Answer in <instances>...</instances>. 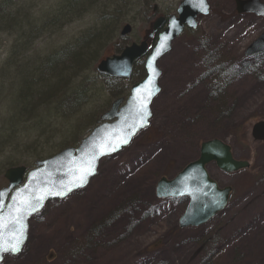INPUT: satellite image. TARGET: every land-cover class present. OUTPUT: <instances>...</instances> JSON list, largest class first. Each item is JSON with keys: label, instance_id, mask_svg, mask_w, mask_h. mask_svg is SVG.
<instances>
[{"label": "rangeland", "instance_id": "374dc122", "mask_svg": "<svg viewBox=\"0 0 264 264\" xmlns=\"http://www.w3.org/2000/svg\"><path fill=\"white\" fill-rule=\"evenodd\" d=\"M64 1H9L8 10H21L25 18L22 28L35 29L24 51L16 50L25 42L15 40L13 31H0V188L6 185V169L28 168L37 156L44 159L76 147L111 103L126 97L134 81L100 76L97 63L138 43L155 18L174 16L181 0H91L77 17H71L70 9V16L46 24ZM207 3L209 14L197 18L194 32L176 38L158 64L160 93L151 105L149 127L120 153L103 159L85 189L50 202L32 218L21 254L0 264H264V143L250 137L252 126L264 119V55L236 67L263 33L264 21L237 15L234 0ZM126 24L131 32L121 39ZM104 26L111 33L70 84H87V102L75 113L45 116L41 106V116L26 122L16 105L10 109L12 102L18 104L14 98L25 70L33 72L29 79L34 82L33 68L41 61ZM31 62L34 67H28ZM140 71L137 67V77ZM7 98L12 102L5 103ZM9 114L15 125L3 124ZM212 139L230 146L234 158L248 162L249 168L226 175L210 164L209 176L220 187L232 188L229 202L207 224L179 229L187 199H158L156 184L175 177L198 158L200 145ZM98 229L103 234L95 240Z\"/></svg>", "mask_w": 264, "mask_h": 264}, {"label": "water", "instance_id": "95a60500", "mask_svg": "<svg viewBox=\"0 0 264 264\" xmlns=\"http://www.w3.org/2000/svg\"><path fill=\"white\" fill-rule=\"evenodd\" d=\"M198 0H183L177 9V18L172 17L167 22V28L158 35L157 42L149 51L147 36L139 44L126 46L120 54L101 60L96 71L98 74L112 78L127 79L131 76L133 64L145 57L144 71L145 77L139 83L132 86L130 95L126 102L120 107L122 99L117 100L110 110L101 117L102 123L97 125L91 133L84 138L75 149H65L51 158L35 163L34 168L25 174L22 167L11 168L5 171L4 178L7 186L0 190L3 193L2 215L6 227L0 231L5 245L11 239V221L17 215L14 207L20 199H33L44 195L38 211L28 210L24 214L23 241L17 253L0 252V262L5 255H18L27 241L28 223L30 219L40 213L44 206L52 200H60L70 194L84 189L89 181L96 175L98 163L102 158L114 155L127 147L133 137L144 130L151 118L150 106L153 99L160 92L158 81L161 75L157 63L170 51L172 41L180 35L184 26L194 29L192 22L199 15H207L197 7ZM236 12L238 14H253L264 19V5L259 0H235ZM175 21V24H173ZM164 23L163 19H158L152 29L156 32ZM196 25V24H195ZM131 31L129 25L123 26L120 37L123 38ZM167 37L166 47L157 53L156 49L160 45L162 38ZM264 53V33L254 41L246 50V55H256ZM149 92L151 93L149 95ZM141 97L146 98V112L141 110ZM142 125V126H141ZM251 136L255 141H264V122L254 125ZM121 139H127L126 144H121L115 151L109 150L106 154H99L103 151V146L119 143ZM215 163L216 167L226 174H231L243 169L248 165L245 162H238L232 159L230 149L219 141H209L201 144L199 157L196 161L188 164L175 178L170 181L161 179L157 185L155 194L157 198H178L186 197L188 205L184 214L179 219V227H198L205 224L216 213L220 212L228 201L230 189H218L216 184L209 179L205 166ZM91 165V174L86 177L85 182L80 187H75L79 183L77 179L82 175V169ZM25 174V179L23 177ZM67 187L72 190L63 197L53 195L58 191H66ZM48 193V195H45ZM13 197H17L14 201ZM30 213V214H29ZM19 227V225H16Z\"/></svg>", "mask_w": 264, "mask_h": 264}, {"label": "trees", "instance_id": "16d2710c", "mask_svg": "<svg viewBox=\"0 0 264 264\" xmlns=\"http://www.w3.org/2000/svg\"><path fill=\"white\" fill-rule=\"evenodd\" d=\"M9 1L10 0H5L0 4V31H13L15 33V40L18 39V41L25 42V45L20 43V46L18 45L16 50L24 51V47H29V45L32 43V39L29 37L34 35L33 29H35V27H31L29 25L30 27L27 30H24L22 25L25 22V18L21 15V10L10 12L8 10L10 7L8 5L10 4ZM77 1L80 0H66L62 2L58 9V11L60 10V12L57 13L58 15L54 16V18H51L52 20H49V22L46 24L52 25L56 22L54 19L59 20L64 15L70 16V9H73V14L71 17H77L76 15L92 5L94 0H84L86 3H83L82 7L76 6L71 8V4L74 3L76 5ZM61 5L62 8H60ZM105 7L106 6H102L100 10L105 12L104 10L107 9ZM111 31L112 30L110 26H104L102 29H96V31H92V33L83 34L82 38L79 40H76L72 44L66 45L64 48H61L55 53L51 54L48 58L44 59L40 64H38V70H33L34 73H37V75L35 74L36 76L34 78V82L29 79V77L33 74L32 71L31 74L28 70H25V73L22 72L25 74V77L21 82V88L19 91L20 93L16 96L18 99H14L16 103H18L15 105L20 109V115L22 116V113L26 111V115H24L26 118L24 121L29 122L33 115H37L39 118L41 115L37 114V111L41 106L42 109L44 107L46 108L45 105H47L52 98H54L58 105L57 112H54L64 116L67 115V113H75L83 104H85L83 103L84 100L81 98L79 99L78 96L81 89H84L87 84H82V87L80 85L70 86V84L76 78L77 74L86 68L88 62L94 61L93 57H95L94 55L97 53L100 44H102V39H104V36L107 37ZM34 61L38 60L35 59ZM216 63L218 64L219 62L217 61ZM32 64L33 62H31L30 65L28 64V67H34ZM7 66L10 67L9 64ZM137 67H139L138 64H136L133 70V75L136 79H138L135 73ZM139 73H141V71ZM26 78L29 80H25ZM7 102L12 101L7 98L5 103ZM43 112L45 116L48 115L47 113H51L44 110ZM93 124L91 127H94L96 124H98V121L94 122ZM75 128L74 132L76 134V131L79 130L80 126H76ZM75 134H73L72 137H74ZM48 156H51V154ZM35 158H37L35 161L41 159L40 156ZM262 169H264V166ZM96 232H99V229L96 230ZM99 233L94 235L93 239L96 237L95 240H97Z\"/></svg>", "mask_w": 264, "mask_h": 264}, {"label": "snow or ice", "instance_id": "6c2138e0", "mask_svg": "<svg viewBox=\"0 0 264 264\" xmlns=\"http://www.w3.org/2000/svg\"><path fill=\"white\" fill-rule=\"evenodd\" d=\"M201 9V11L207 12V7L204 4V0H198V3L196 5ZM173 24H175V21H173ZM166 40L167 37L162 38L160 45L157 47L156 51L159 53L161 49L166 47ZM151 93L149 92V95ZM141 110L144 111V114L147 115L146 107V98L141 97ZM142 126V125H141ZM128 142L127 139H121L119 143L113 144V145H104L103 151H101L99 154L103 155L106 154L109 150L115 151L121 144H126ZM91 174V165L89 164L88 167L82 169V175H80L77 179L79 180V183H75V187H80L85 182L86 177ZM72 187H67L66 191H58L56 193H52L53 195L57 196H65L67 192L71 191ZM45 195H48V193H45ZM2 197L3 193H0V231H2L6 225L4 224V217L2 215V209L4 207L2 203ZM45 198L44 195L35 197L33 199H20L17 201V203L13 205H9V207H14V211L17 214L14 219L11 221L12 227V235L11 239L8 241V243L5 245V243L2 240V237H0V252H11V253H17L20 250V245L23 241V223L22 220L24 218V214L28 212V210H31V212H35L39 210V207L41 206V201ZM13 200L16 201L17 197H13ZM30 214V213H29ZM16 225H19V227H16Z\"/></svg>", "mask_w": 264, "mask_h": 264}, {"label": "bare ground", "instance_id": "6f19581e", "mask_svg": "<svg viewBox=\"0 0 264 264\" xmlns=\"http://www.w3.org/2000/svg\"><path fill=\"white\" fill-rule=\"evenodd\" d=\"M107 18H108V19H111V17H107ZM127 25H128V24H127ZM226 62L228 63L227 60H226ZM225 65H226V64H225ZM219 66H220V68H222V67H223V64L220 63ZM37 67H39V66H37ZM37 67H36V68H33V70H38ZM86 92H87V88L81 89V91H80V93H79V96H78L79 99L81 98V99L84 100L83 103L87 102ZM83 103H82V104H83ZM12 107L15 108V104L12 103V106L10 107V109H13ZM49 110H50V111H49ZM57 110H58V105H57V103L55 102L54 98H52L51 101H49L48 104L46 105V109H45L44 111H46V112H51V113H47L48 115H50V114L53 115V114H55L54 111L57 112ZM15 111H17V110H15ZM227 111L230 112L229 115L232 113L231 110H230V111L227 110ZM22 114H25V115H26V111H24ZM14 122H15L14 116H13V115L11 116L10 114H9L8 119L3 121L4 124H14V125H15ZM99 235L101 236V232L99 233ZM97 238H98V237H97Z\"/></svg>", "mask_w": 264, "mask_h": 264}, {"label": "flooded vegetation", "instance_id": "af4514ba", "mask_svg": "<svg viewBox=\"0 0 264 264\" xmlns=\"http://www.w3.org/2000/svg\"><path fill=\"white\" fill-rule=\"evenodd\" d=\"M155 11V8H153V12ZM168 19H169V17H164V23H163V25L159 28L160 30L161 29H163L164 27H166V24H167V21H168ZM149 27H151V26H149ZM186 32H191L192 33V31H190V29H187L186 27H184V29H183V32H182V34H184V33H186ZM188 33V34H189ZM157 34H158V32H156L155 34L153 33L152 34V43L153 42H155V39H156V37H157ZM245 58L243 59H241V61L240 62H237L236 63V67H238V65H240V64H246V63H244V60H248L249 58L248 57H246V56H244ZM255 60V59H257V56H255V57H252V59L251 60ZM243 61V62H242ZM248 63V62H247ZM135 64H138V66L141 68V76L139 75V77H138V79H136L135 77H134V75L132 74V76H130V78L129 79H125L124 81H127V80H133L134 82L133 83H136V82H138V81H140L143 77H144V70H143V63L141 62V61H139V62H135L134 63V65ZM142 70H143V72H142ZM161 78H162V76L160 77V80H161ZM118 80H120V79H118ZM121 80H123V79H121ZM133 83L130 85V87L133 85ZM128 96V95H127ZM262 121H264V119H262ZM261 121V122H262ZM258 123V122H257ZM103 234V232H101V235ZM101 236L100 235H98V238H97V240L100 238Z\"/></svg>", "mask_w": 264, "mask_h": 264}, {"label": "clouds", "instance_id": "9594fccd", "mask_svg": "<svg viewBox=\"0 0 264 264\" xmlns=\"http://www.w3.org/2000/svg\"><path fill=\"white\" fill-rule=\"evenodd\" d=\"M195 26H196V25H195V22L193 21V22H192V27H195Z\"/></svg>", "mask_w": 264, "mask_h": 264}]
</instances>
